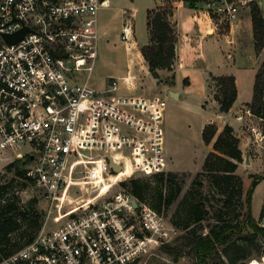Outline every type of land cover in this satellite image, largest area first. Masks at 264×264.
I'll use <instances>...</instances> for the list:
<instances>
[{
    "label": "built area",
    "instance_id": "1",
    "mask_svg": "<svg viewBox=\"0 0 264 264\" xmlns=\"http://www.w3.org/2000/svg\"><path fill=\"white\" fill-rule=\"evenodd\" d=\"M107 1L0 0V151L22 162L47 206L33 239L0 264H140L173 240L174 228L127 184L166 169V99L120 93L114 77L101 90L88 83ZM259 1L195 3L227 29ZM120 38L131 43L130 21ZM249 130L264 142L261 127Z\"/></svg>",
    "mask_w": 264,
    "mask_h": 264
},
{
    "label": "trees",
    "instance_id": "2",
    "mask_svg": "<svg viewBox=\"0 0 264 264\" xmlns=\"http://www.w3.org/2000/svg\"><path fill=\"white\" fill-rule=\"evenodd\" d=\"M196 1L191 0V7H195ZM171 13L172 9L160 6L146 11L149 40L140 47V51L154 77L158 76L160 69L171 72L173 69L177 36L169 19ZM250 15L254 47L259 52L264 46V17L256 2L250 3ZM171 77L173 81V72ZM210 79L215 81L213 98L219 103L220 111H228L236 97L234 76L211 75ZM186 80L184 78L183 82ZM248 106L254 115L262 118L264 128V60L256 72L253 97ZM216 131V126L209 123L201 132L203 142L212 143V149L204 157L202 170L211 188L219 194L216 200L220 204L213 214V223L206 227L205 232L197 234L193 231L190 237H184L193 250L194 261L188 264H246L251 257L264 254V201L259 217L256 219L251 214V196L257 183L264 177V171L249 175L251 182L243 200V181L236 173L238 163L243 161L239 138L229 125H225L218 134ZM11 169L14 170L13 176L0 183V260L29 243L42 226V214L35 207L36 199L26 201L19 195V191L30 183L22 162L15 160L6 165L7 171ZM154 174L162 179L164 177V171ZM127 184L137 199L157 210L158 206L147 199L145 185L138 177L129 178ZM179 192L180 187L175 186L174 192L165 200L166 205H170ZM184 210L187 218L183 223L184 228L196 223L203 230L201 222L210 212L205 201H190ZM160 250L170 255L172 262L158 264H177L183 256L179 244H165Z\"/></svg>",
    "mask_w": 264,
    "mask_h": 264
},
{
    "label": "rangeland",
    "instance_id": "3",
    "mask_svg": "<svg viewBox=\"0 0 264 264\" xmlns=\"http://www.w3.org/2000/svg\"><path fill=\"white\" fill-rule=\"evenodd\" d=\"M157 2H160V0H109L107 6H102L99 9L97 14V25L100 33L98 57L93 72L88 78V83L96 90H101L106 82L114 77L119 80L120 93L152 97L160 96L166 99L167 105L165 109L167 114L163 117L164 139L166 144L167 139L170 141L174 151V155H172L170 160L173 162L174 168L180 170L171 171L165 169L163 179L156 174L137 175L136 177L145 185V195L149 202L158 206L157 210L165 223L174 228L173 240L170 244H179L183 249V256L178 260L177 264H188L194 261L193 250L191 245L186 244L187 240L184 237H190L193 231L197 234L201 231L205 232L207 230L206 227L213 223V214L220 204L216 200L217 198L219 199V194L211 188L208 177L202 170L205 148L203 147L201 134L196 122L199 94L182 92L178 94V98L174 99L169 94V89L164 85V82L170 83L172 81V72H168L166 76L158 72L156 78H159V80L157 82L152 81L140 70L139 62L126 49L124 41L120 38L122 24L125 21H130L134 32L133 40L136 41V45L144 43L148 37L146 11ZM179 5L191 7V0L181 2L172 0L167 1V3L157 4L156 6L171 10ZM260 7L264 12V0L260 1ZM128 71L136 75L135 84L132 83L131 85L120 78ZM130 81H133V79H130ZM181 81V73L178 70L176 88L180 87ZM209 82L215 88V81H211L210 79ZM260 126L262 125L260 124ZM255 153L257 152H252L251 150L252 155H255ZM12 161L15 160L11 159L7 153L0 151V183L8 181L13 176V169L10 171L6 170V165ZM242 163H244V159ZM243 169L240 168L238 174L243 181L242 198L244 200L245 192L251 182L249 173L260 174V169L255 167V165L248 167V171H244ZM263 178L257 183L258 185L251 196V214L254 218L259 215L264 201ZM175 186L180 187V192L170 205H166L165 200L169 194L174 192ZM19 195L26 201L36 199L35 207L41 212L42 220H44L43 215L47 206L42 192L30 183H27L19 191ZM159 195H161L160 198ZM198 200H204L207 209L210 211L201 222L203 230L199 229L196 223L191 224L188 228H184L183 223L187 219L184 209L190 201ZM50 225L53 224L51 223ZM253 252L255 251L253 250ZM253 260H256L258 264H264V254L251 257L246 261V264H252ZM161 262H172V257L158 250L157 253L147 257L140 264H158Z\"/></svg>",
    "mask_w": 264,
    "mask_h": 264
},
{
    "label": "crops",
    "instance_id": "4",
    "mask_svg": "<svg viewBox=\"0 0 264 264\" xmlns=\"http://www.w3.org/2000/svg\"><path fill=\"white\" fill-rule=\"evenodd\" d=\"M260 1L258 2L259 7ZM157 4H160V2L153 4L150 8L156 7ZM182 6L185 7L182 8ZM260 9L264 17V12L261 7ZM169 19L174 26L177 36L175 42L176 57L172 67L174 78L172 83L164 82L165 87L169 89V94L176 92L177 97H174L176 99L178 98V94L182 92L188 94L198 93L196 122L200 134L204 126L209 123H213L216 126V134L225 125L231 126L234 134L239 138V148L242 151V157L244 159V163H238L236 173L238 174L240 168L248 171V167L255 165V167L260 169L259 173L262 174L264 171V150H262L264 149V142L255 143L249 127L257 125L264 132L263 123L259 119L260 117L249 116L244 112V109L249 107L248 104L252 100L255 75L264 60V46L259 52H256L254 47L250 6L241 8L237 19L227 29H216L203 11L200 2L195 3V7L186 5L175 6L172 9ZM148 40L149 35L141 45H136V41L132 39V42L125 44V46L133 54L134 59L139 62L140 70L151 79V73L140 51V47L146 44ZM178 70L181 73L182 81L180 82V87L176 88V75ZM158 72L166 76L170 71L160 69ZM211 75L234 76L236 97L230 109L226 112L220 111L219 103L213 98L215 88L209 82ZM120 78L125 81L127 78L128 80L133 79L131 81L132 85V83L135 84L137 77L128 71ZM184 78L187 79L186 82H183ZM160 79L162 78L160 77ZM166 114L165 109L163 117ZM202 143L205 148V157L212 149V143L205 144L203 140ZM164 144L166 169L171 171L180 170L174 168L173 162L170 160L172 155H174L170 141L167 139L166 144L164 139ZM251 150L257 153L252 155ZM258 217L259 215L256 219Z\"/></svg>",
    "mask_w": 264,
    "mask_h": 264
},
{
    "label": "water",
    "instance_id": "5",
    "mask_svg": "<svg viewBox=\"0 0 264 264\" xmlns=\"http://www.w3.org/2000/svg\"><path fill=\"white\" fill-rule=\"evenodd\" d=\"M25 30H26V28H24V29L12 34V35H5V37L8 40V42H15V41L19 40L23 36ZM69 65H71V63H69ZM150 77H151L152 81L157 82L159 80V78L153 77L152 74L150 75ZM170 95H172L173 97H177V93L176 92H171ZM113 168H114L115 171H118L120 169L119 166H113ZM135 204L136 203H134V205Z\"/></svg>",
    "mask_w": 264,
    "mask_h": 264
},
{
    "label": "bare ground",
    "instance_id": "6",
    "mask_svg": "<svg viewBox=\"0 0 264 264\" xmlns=\"http://www.w3.org/2000/svg\"><path fill=\"white\" fill-rule=\"evenodd\" d=\"M107 5H108V1H107L106 4L104 5V7L107 6ZM252 264H258V262H257L256 260H253V261H252Z\"/></svg>",
    "mask_w": 264,
    "mask_h": 264
}]
</instances>
